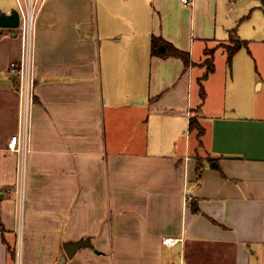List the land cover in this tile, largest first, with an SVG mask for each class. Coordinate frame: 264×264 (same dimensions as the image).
<instances>
[{
	"label": "crops",
	"instance_id": "0c3cea01",
	"mask_svg": "<svg viewBox=\"0 0 264 264\" xmlns=\"http://www.w3.org/2000/svg\"><path fill=\"white\" fill-rule=\"evenodd\" d=\"M16 4L0 0V10ZM37 7L22 152L8 148L21 38L0 27V264H54L76 241L65 264H264V0ZM155 36L188 51L189 67L153 55ZM233 38L247 45L229 62ZM217 66L232 67L221 88L208 81Z\"/></svg>",
	"mask_w": 264,
	"mask_h": 264
},
{
	"label": "built area",
	"instance_id": "2783aa9c",
	"mask_svg": "<svg viewBox=\"0 0 264 264\" xmlns=\"http://www.w3.org/2000/svg\"><path fill=\"white\" fill-rule=\"evenodd\" d=\"M38 0H18L20 13L19 36L21 38V57L10 63L11 72L19 78L20 118L19 132L12 135L8 148L14 152H22L29 144L31 113L36 96V75L34 73L35 51V19ZM43 1V0H42ZM191 4L192 0H182ZM42 4V3H40ZM191 117V115H190ZM164 243L175 244L178 238H164Z\"/></svg>",
	"mask_w": 264,
	"mask_h": 264
},
{
	"label": "trees",
	"instance_id": "16d2710c",
	"mask_svg": "<svg viewBox=\"0 0 264 264\" xmlns=\"http://www.w3.org/2000/svg\"><path fill=\"white\" fill-rule=\"evenodd\" d=\"M234 43L228 46V58L229 62H231L233 55L236 53L238 49H240L243 46L247 45L246 40H242L239 38H233ZM152 54L153 55H158V56H163V57H168V56H176L181 58L184 63L185 67H189L190 63V55L188 51L182 50L175 46L172 42L166 40L165 38L161 36H155L152 39ZM214 69V63H213V56H211V60L208 63L207 66V73L205 74L204 77L208 75L211 71ZM202 99H204L205 96V90L204 87L202 88ZM189 130H197L198 132V137L200 139L201 135L204 132V128L199 122L198 118L191 116L190 117V123H189ZM195 205V204H194ZM196 211H198V207H194Z\"/></svg>",
	"mask_w": 264,
	"mask_h": 264
},
{
	"label": "water",
	"instance_id": "95a60500",
	"mask_svg": "<svg viewBox=\"0 0 264 264\" xmlns=\"http://www.w3.org/2000/svg\"><path fill=\"white\" fill-rule=\"evenodd\" d=\"M20 25V13L18 8L14 7L9 12L0 10V27L18 28ZM82 242H69L64 245L54 264H65L68 257L74 255L75 251L81 246Z\"/></svg>",
	"mask_w": 264,
	"mask_h": 264
},
{
	"label": "rangeland",
	"instance_id": "374dc122",
	"mask_svg": "<svg viewBox=\"0 0 264 264\" xmlns=\"http://www.w3.org/2000/svg\"><path fill=\"white\" fill-rule=\"evenodd\" d=\"M16 6H17V4L15 5V7ZM233 43H234V40L231 42V44H233ZM226 54H227V52L225 53L223 50H221V49L219 50V52H218L219 64L222 63L223 61H225L226 56H227ZM210 60H211V57H210V53L208 51L207 56H206V61L209 62ZM199 68L200 67H198V70H199ZM231 68L232 67H230V66H217L216 73H213L211 75V78L208 81H210V83H212L213 85H215L217 87L219 86L221 88V86H220L221 81L225 83V82H229L231 80V70H232ZM202 71H203V69H202ZM203 83H205V81H202L201 83L198 81V83H196V87L194 90V94L196 96L199 95L200 90H201V94H202V88L204 87ZM258 96H256V97L261 98V99H259V101H262L263 100L262 98H264V93H263V95L259 94Z\"/></svg>",
	"mask_w": 264,
	"mask_h": 264
}]
</instances>
